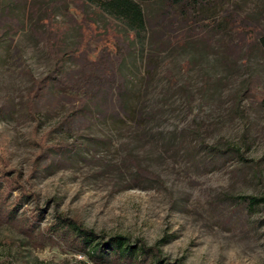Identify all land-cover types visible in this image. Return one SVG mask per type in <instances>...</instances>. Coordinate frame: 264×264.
<instances>
[{
	"label": "rangeland",
	"instance_id": "1",
	"mask_svg": "<svg viewBox=\"0 0 264 264\" xmlns=\"http://www.w3.org/2000/svg\"><path fill=\"white\" fill-rule=\"evenodd\" d=\"M142 8L148 30L126 48L125 27L84 0H0V171L16 181L8 203L28 195L10 218L0 209V264H92L48 236L55 216L171 264H264V203L237 198L264 197V0L194 17ZM70 51L125 56L123 110L90 101L65 122L71 96L51 86L30 101ZM219 144L250 164L211 161Z\"/></svg>",
	"mask_w": 264,
	"mask_h": 264
},
{
	"label": "trees",
	"instance_id": "2",
	"mask_svg": "<svg viewBox=\"0 0 264 264\" xmlns=\"http://www.w3.org/2000/svg\"><path fill=\"white\" fill-rule=\"evenodd\" d=\"M86 3L96 7L100 12L113 20L120 22L126 30L127 39L124 41L127 45L131 44L135 38H144L147 32V19L142 5L147 3L160 4L164 7L177 10L181 16H195L198 13L203 15L205 7L224 0H84ZM152 33V32H151ZM262 53L264 55V35L258 39ZM128 50V49H126ZM95 62H90L84 55L76 54L73 51L67 55L62 53L60 59L55 61L53 69L43 78L33 79L35 88L29 93V99L33 103L41 94L53 86L59 92L71 96L75 105L64 117L63 121L73 120L81 111L84 110L87 102L99 103L100 107L105 105L107 98L115 97L116 107L123 110L125 107V83L121 74V66L125 56L119 54H108ZM119 55V56H118ZM78 59L80 70L76 75H69L65 63L69 60ZM67 60V61H66ZM76 62V61H75ZM104 107V106H103ZM102 107V108H103ZM107 108V107H104ZM62 151L60 149H54ZM208 159L219 160L223 162L227 157L237 158L244 165L250 164L245 159L238 147L224 145H215L207 147L204 151ZM16 183L14 176L8 172L0 171V209L8 207L5 214L7 218L12 216L13 209L23 201L28 199L24 192L13 202L8 203L9 192ZM248 210H254L264 203V197L239 196L237 197ZM37 211H40L37 209ZM36 215H31L30 221L34 222ZM48 236H52L58 241L64 242L76 253L83 254L92 264H171L164 258H161L153 248L146 247L141 243H130L128 239L122 236H113L104 240L93 231L83 228L77 222L55 216L52 224L47 227ZM178 264V263H175Z\"/></svg>",
	"mask_w": 264,
	"mask_h": 264
}]
</instances>
